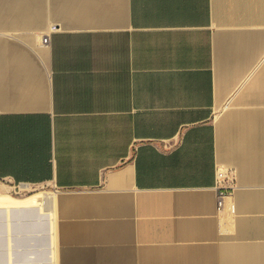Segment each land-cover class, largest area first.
Wrapping results in <instances>:
<instances>
[{
  "label": "crops",
  "instance_id": "obj_1",
  "mask_svg": "<svg viewBox=\"0 0 264 264\" xmlns=\"http://www.w3.org/2000/svg\"><path fill=\"white\" fill-rule=\"evenodd\" d=\"M34 187L0 264H264V0H0V196Z\"/></svg>",
  "mask_w": 264,
  "mask_h": 264
},
{
  "label": "built area",
  "instance_id": "obj_2",
  "mask_svg": "<svg viewBox=\"0 0 264 264\" xmlns=\"http://www.w3.org/2000/svg\"><path fill=\"white\" fill-rule=\"evenodd\" d=\"M43 42L49 44L50 38L43 37ZM236 172L232 168L224 165L218 166L216 170V189L218 191L217 209L229 211L231 214H236V203L234 201V190L236 188Z\"/></svg>",
  "mask_w": 264,
  "mask_h": 264
},
{
  "label": "bare ground",
  "instance_id": "obj_3",
  "mask_svg": "<svg viewBox=\"0 0 264 264\" xmlns=\"http://www.w3.org/2000/svg\"><path fill=\"white\" fill-rule=\"evenodd\" d=\"M40 196H42V194H33V195H30V196H28V197H25V198H22V199H19V198H12V197H10V196H6V195H2V196H0V206H4V205H7V206H25V207H28V208H31V207H34L35 206V204L37 203V204H39V199H38V197H40ZM44 199H45V197H43ZM42 198V199H43ZM43 199V200H44ZM42 200V201H43ZM42 206V205H41ZM24 207V208H25ZM42 208H43V206H42ZM20 209V208H19ZM1 211V210H0ZM27 211V210H26ZM9 212V211H8ZM22 213V212H21ZM9 214V213H8ZM27 218L28 219H32L31 221H28V223H27V227H28V230L30 229H34V227H35V224H34V220H33V218H34V211H28L27 212ZM1 219V218H0ZM20 221V220H19ZM15 222V221H14ZM3 223V222H2ZM19 225V224H18ZM25 227V226H24ZM17 230V229H16ZM25 232H26V229H25ZM3 233H4V230H3ZM0 235H1V233H0ZM3 236V235H2ZM3 239V238H2ZM3 240H1V242H2ZM0 242V243H1ZM0 250H2V249H0ZM29 256V255H28ZM46 256V254H45V252H42V261L44 260V258H46L45 257ZM24 258V257H23ZM27 260V259H26ZM31 260H34V259H31ZM28 262H30V261H28ZM27 262V263H28Z\"/></svg>",
  "mask_w": 264,
  "mask_h": 264
},
{
  "label": "rangeland",
  "instance_id": "obj_4",
  "mask_svg": "<svg viewBox=\"0 0 264 264\" xmlns=\"http://www.w3.org/2000/svg\"><path fill=\"white\" fill-rule=\"evenodd\" d=\"M45 191L54 193L52 191V189H50V188L38 189V187H34V188L29 189V190H24V191H21L19 193H16V194H14V196L25 198V197H28L30 195L36 194L38 192L40 193V192H45Z\"/></svg>",
  "mask_w": 264,
  "mask_h": 264
}]
</instances>
